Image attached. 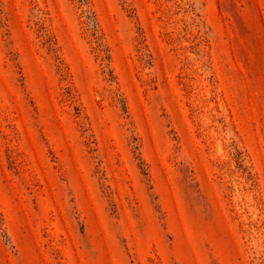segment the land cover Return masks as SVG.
I'll list each match as a JSON object with an SVG mask.
<instances>
[{"label":"rangeland","instance_id":"374dc122","mask_svg":"<svg viewBox=\"0 0 264 264\" xmlns=\"http://www.w3.org/2000/svg\"><path fill=\"white\" fill-rule=\"evenodd\" d=\"M0 264H264V0H0Z\"/></svg>","mask_w":264,"mask_h":264}]
</instances>
